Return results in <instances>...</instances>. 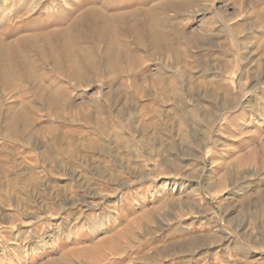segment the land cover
I'll use <instances>...</instances> for the list:
<instances>
[{
	"label": "rangeland",
	"instance_id": "obj_1",
	"mask_svg": "<svg viewBox=\"0 0 264 264\" xmlns=\"http://www.w3.org/2000/svg\"><path fill=\"white\" fill-rule=\"evenodd\" d=\"M0 264H264V0H0Z\"/></svg>",
	"mask_w": 264,
	"mask_h": 264
}]
</instances>
